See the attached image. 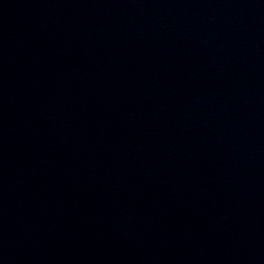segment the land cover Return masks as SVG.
Instances as JSON below:
<instances>
[{"label":"water","instance_id":"1","mask_svg":"<svg viewBox=\"0 0 264 264\" xmlns=\"http://www.w3.org/2000/svg\"><path fill=\"white\" fill-rule=\"evenodd\" d=\"M0 264H264V0H0Z\"/></svg>","mask_w":264,"mask_h":264}]
</instances>
